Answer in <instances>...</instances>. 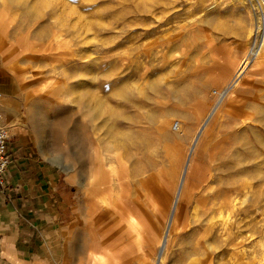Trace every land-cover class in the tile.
Instances as JSON below:
<instances>
[{
    "label": "rangeland",
    "instance_id": "1",
    "mask_svg": "<svg viewBox=\"0 0 264 264\" xmlns=\"http://www.w3.org/2000/svg\"><path fill=\"white\" fill-rule=\"evenodd\" d=\"M255 5L0 0V104L18 115L0 110L54 176L60 264H264ZM90 230L105 247L87 252Z\"/></svg>",
    "mask_w": 264,
    "mask_h": 264
},
{
    "label": "crops",
    "instance_id": "2",
    "mask_svg": "<svg viewBox=\"0 0 264 264\" xmlns=\"http://www.w3.org/2000/svg\"><path fill=\"white\" fill-rule=\"evenodd\" d=\"M0 89L3 98L8 95V86ZM10 152L6 187H0V264H60L51 189L54 176L46 173L35 152L22 139L10 144ZM93 236L90 230L88 240L93 241ZM102 242L101 239L98 243ZM93 245L92 249L96 247L94 242ZM88 249L92 250L87 245V252Z\"/></svg>",
    "mask_w": 264,
    "mask_h": 264
},
{
    "label": "bare ground",
    "instance_id": "3",
    "mask_svg": "<svg viewBox=\"0 0 264 264\" xmlns=\"http://www.w3.org/2000/svg\"><path fill=\"white\" fill-rule=\"evenodd\" d=\"M250 1V0H249ZM65 10V9H64ZM259 12V13H258ZM255 13V17H256V20H257V30H259L260 32H264V6L259 9V11ZM38 14V13H37ZM166 51H165V55H169V56H173V54L175 53V48L173 47V45L171 43H168L166 46ZM254 50L257 51L255 49V47L253 48V53H254ZM162 56V55H160ZM220 58V57H219ZM219 58H216V57H213V62H215L216 64H221V61ZM249 58L250 56H248L243 64L241 65L238 73H236V78H235V81L234 84H237L239 83L238 81L240 80V77L242 76V73L246 67V64L247 62L249 61ZM175 59V58H174ZM211 59V58H210ZM142 60V59H141ZM207 61V60H206ZM173 62V61H172ZM209 62V61H208ZM207 62V63H208ZM211 62V61H210ZM210 63H208L209 65ZM102 108V107H101ZM0 109L8 112L9 114H12V115H18V110H17V103L15 101V99H10L9 102H7L6 104H3L0 106ZM103 109V108H102ZM99 110V109H98ZM101 110V109H100ZM260 113V112H259ZM262 114V113H261ZM251 119V117H249ZM253 118V117H252ZM245 122V121H244ZM11 125H15L14 122H11ZM114 196V195H113ZM116 197V196H115ZM178 197V196H177ZM118 199V198H117ZM102 201V200H101ZM114 202V201H113ZM176 202V201H175ZM101 203V202H100ZM104 203V202H103ZM115 203V202H114ZM118 205V204H117ZM105 207V206H104ZM108 208V207H107ZM122 208V207H121ZM106 209V208H105ZM174 209H175V205H174V208H173V211H172V214L174 212ZM122 210V209H121ZM107 212V211H106ZM126 213V212H125ZM105 215V214H104ZM127 215V214H126ZM128 217H131L130 220H132V223L133 221H135V218L133 216H128ZM172 218V217H171ZM82 221V220H81ZM91 224V223H90ZM167 235V234H166ZM88 247L90 246V248L92 249L93 248V242L92 241H89V243L87 244Z\"/></svg>",
    "mask_w": 264,
    "mask_h": 264
},
{
    "label": "built area",
    "instance_id": "4",
    "mask_svg": "<svg viewBox=\"0 0 264 264\" xmlns=\"http://www.w3.org/2000/svg\"><path fill=\"white\" fill-rule=\"evenodd\" d=\"M256 8L261 9L264 6V0H255ZM3 96V92L0 90V99ZM4 114L0 110V187L3 189L6 187L5 173L9 164L11 163L10 152V137L11 127L4 122ZM2 253V245L0 242V254Z\"/></svg>",
    "mask_w": 264,
    "mask_h": 264
},
{
    "label": "water",
    "instance_id": "5",
    "mask_svg": "<svg viewBox=\"0 0 264 264\" xmlns=\"http://www.w3.org/2000/svg\"><path fill=\"white\" fill-rule=\"evenodd\" d=\"M187 166H188V162H187V165H186V167H185L183 177H182V179H181V183H180L179 191H180V189H181V187H182V184H183V179H184V176H185V173H186ZM179 191H178V192H179Z\"/></svg>",
    "mask_w": 264,
    "mask_h": 264
}]
</instances>
